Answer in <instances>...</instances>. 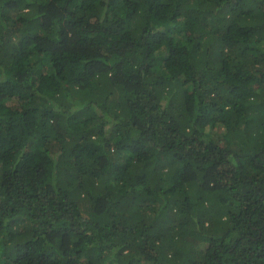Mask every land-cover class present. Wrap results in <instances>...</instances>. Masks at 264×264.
Returning <instances> with one entry per match:
<instances>
[{
  "label": "trees",
  "instance_id": "trees-1",
  "mask_svg": "<svg viewBox=\"0 0 264 264\" xmlns=\"http://www.w3.org/2000/svg\"><path fill=\"white\" fill-rule=\"evenodd\" d=\"M0 264H264V0H0Z\"/></svg>",
  "mask_w": 264,
  "mask_h": 264
}]
</instances>
